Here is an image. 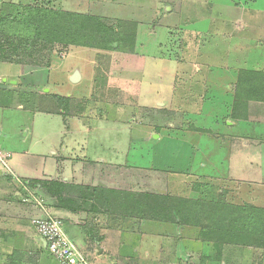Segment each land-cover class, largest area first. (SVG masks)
Wrapping results in <instances>:
<instances>
[{
  "label": "crops",
  "instance_id": "obj_1",
  "mask_svg": "<svg viewBox=\"0 0 264 264\" xmlns=\"http://www.w3.org/2000/svg\"><path fill=\"white\" fill-rule=\"evenodd\" d=\"M12 5L5 4L1 9ZM123 5L131 13L143 7L138 12L161 10L166 14L178 5L180 12L203 15L199 22L190 25L198 31L229 29L239 33L223 39H217L218 33L212 36L230 47L223 67L210 65L202 72L204 69L188 66L186 61L172 63L171 58L166 61L148 56L147 60L153 62L142 65H153L139 76L136 100L140 106L158 108L159 119H149L142 126L135 124V113L122 121L121 115L115 114V107L110 115L108 112V118L71 116L69 111L77 106L71 94L52 93L50 88L37 91L41 83L26 70L39 67L35 61L15 63L0 59V149L9 155L7 164L11 171H0V264H28L26 255L31 254L39 255L38 264H59L31 224L40 210L23 202L26 194L14 177L36 191L50 215L68 222L76 217L75 211L55 207L57 199L46 192L43 183L66 186L64 198H69L68 189L97 193L95 201H91L98 206L118 195L130 200L137 194L167 200L174 196L175 201H207L206 191L213 189L221 196L216 199L225 201V205L264 209V101L245 100L239 91L237 95L239 73L264 74V63L252 68L250 63L243 68L246 61H239L235 55L239 48L243 54L251 47L264 51V0H129ZM2 10L0 19L4 16ZM74 71L79 72L81 81L80 71ZM73 72L67 75L70 85H74L70 81ZM200 78L204 79L203 84H197ZM149 79L154 81L153 89ZM159 96H165L166 101L159 102ZM53 97L68 98L69 110L61 112ZM6 110L32 116L21 126L25 130L29 121L30 126L34 124L37 115L48 121L57 119L60 138L33 142L32 135L28 146L25 132L20 137L22 141L11 145L3 135L1 114ZM130 112L132 109H126V113ZM81 200L84 199L77 201ZM62 225L84 254L98 253L99 240L91 243L75 225L72 231L68 228L69 235L63 222Z\"/></svg>",
  "mask_w": 264,
  "mask_h": 264
},
{
  "label": "rangeland",
  "instance_id": "obj_2",
  "mask_svg": "<svg viewBox=\"0 0 264 264\" xmlns=\"http://www.w3.org/2000/svg\"><path fill=\"white\" fill-rule=\"evenodd\" d=\"M128 1L0 0V10L5 4H14L5 10L3 7L1 12L4 16H18L23 7L21 5L37 6L88 15L100 19L108 28H117L123 41L118 48L111 50L73 45L43 47L42 44H36L32 49L33 53L30 46L23 51L24 57L28 53L34 55L31 58L25 57L26 61H35L39 66L26 67L27 71L36 75L35 81L41 83L40 88H36L37 91L50 88L52 93H69L75 98L77 106L69 111L71 116L84 114L91 119L105 116L108 118L110 111L115 107V114L121 115L122 121H127L129 116L135 113L138 123H134L138 126H142L149 119H159L158 108L140 106L136 100L139 76L144 69L149 71L153 65H142L145 61H150L147 60L148 56L164 58L166 61L171 58L172 63L176 60L175 62L184 64L186 61L188 66L196 65L204 69L202 72L210 65L212 68L216 67V64L218 67L225 66L224 61L230 47L218 43L212 36L218 33L215 35L219 37L217 39H223L231 33H239L238 31H198L190 25L199 22L203 15L180 12L178 5L173 6V10L167 14L161 10L154 13L138 12L139 8L143 7H138V11L131 13L128 8L123 7V3ZM85 33L88 36V31ZM102 40V35H99L92 41L94 45H100ZM214 41L216 43H213ZM229 55L234 57L233 54ZM235 55L239 57V61H246L243 68L248 67L250 63V68L264 63V51L262 52L260 47H251L244 54L239 48ZM234 67L237 68V65ZM76 69L80 71L82 79L79 83L70 85L67 83V75ZM150 74L153 75L154 72L151 71ZM199 81L203 84L204 79H198L197 84H200ZM153 83L154 81L149 79L151 89ZM160 96L159 102L166 101L165 96ZM129 108L133 111L130 114L126 113ZM31 118V115L28 118L27 115L12 110L1 114L5 129L3 135L8 139V143L16 145L22 141L20 137L25 132L28 146L32 135L33 142L56 141L60 138V125L55 118L48 121L45 116L37 115L33 125L30 126V121L28 122L27 130L21 128L25 119ZM66 194L74 199H71L72 203L65 205L75 211L76 217L72 222L57 217L65 224L67 233L70 235L69 231H72L71 227L75 225L90 238L91 243L100 241L101 248L98 253L85 251L88 264H264V252L261 251L264 249V238L260 237L263 234L258 232L255 235L251 229L249 232L242 225L233 226V219L237 218L239 213L232 206L225 205V201L216 199L215 196L221 198L216 190L211 189L210 193L206 191L207 201L199 198L175 201L172 200L174 196L169 197V200L165 197L157 200L156 197L148 199L137 194L130 200L118 195L113 201L102 206L91 201L97 198V193L68 189ZM78 198L84 200L77 201ZM54 206L62 208L58 202L56 205L54 202ZM166 209H169L170 218H175L173 222H167L166 216L159 217L165 214ZM249 213L256 214L252 209ZM34 255H26V263L38 264L36 262L39 255Z\"/></svg>",
  "mask_w": 264,
  "mask_h": 264
},
{
  "label": "trees",
  "instance_id": "obj_3",
  "mask_svg": "<svg viewBox=\"0 0 264 264\" xmlns=\"http://www.w3.org/2000/svg\"><path fill=\"white\" fill-rule=\"evenodd\" d=\"M86 31H88V36L85 33ZM99 35H102V43L94 45L92 40ZM121 41L123 40L117 28H108L100 22V19L88 15L56 11L37 6H23L18 16L5 15L0 19V59L3 61L25 62V59H27L25 57L31 58L34 55L28 53L24 57L22 56L23 51L27 49V46H30L32 50L36 44H42L43 47L48 45H62L64 47L73 45L111 50L118 48ZM31 52L33 53V50ZM238 91L244 93L245 100L264 101V74L241 71L238 75L237 95ZM53 99L61 112H67L71 107L68 98L53 97ZM43 187L48 194L57 199L62 208L74 211L71 207L65 205V203L73 202L63 197L66 186L56 183H43ZM142 196L148 199L151 198L149 195ZM158 198L160 197L155 199L158 200ZM232 207L239 213L237 218L233 219V226L242 225L249 232L251 229L255 235L258 232L262 233L263 236L260 237L264 238V209L250 206ZM246 208L249 211L252 209L256 214L251 215ZM164 212L165 214H161L159 217L164 218L166 216L167 222H173L175 218H170L169 209ZM175 217L177 216L175 215Z\"/></svg>",
  "mask_w": 264,
  "mask_h": 264
},
{
  "label": "built area",
  "instance_id": "obj_4",
  "mask_svg": "<svg viewBox=\"0 0 264 264\" xmlns=\"http://www.w3.org/2000/svg\"><path fill=\"white\" fill-rule=\"evenodd\" d=\"M8 159L9 155L0 149V171L11 173L7 164ZM14 179L22 192L26 194L23 202L40 210V214L31 219V224L45 243L48 253L59 264H88L82 250L66 235L62 222L46 211L42 199L36 196V191L27 182L16 177Z\"/></svg>",
  "mask_w": 264,
  "mask_h": 264
},
{
  "label": "water",
  "instance_id": "obj_5",
  "mask_svg": "<svg viewBox=\"0 0 264 264\" xmlns=\"http://www.w3.org/2000/svg\"><path fill=\"white\" fill-rule=\"evenodd\" d=\"M79 80H80L79 72L78 71H74L73 74L70 77L71 83L75 84V83L79 82Z\"/></svg>",
  "mask_w": 264,
  "mask_h": 264
}]
</instances>
